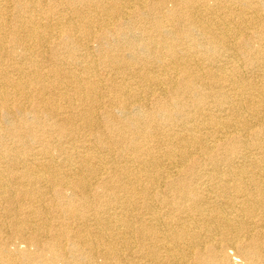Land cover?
Wrapping results in <instances>:
<instances>
[{
    "label": "bare ground",
    "instance_id": "obj_1",
    "mask_svg": "<svg viewBox=\"0 0 264 264\" xmlns=\"http://www.w3.org/2000/svg\"><path fill=\"white\" fill-rule=\"evenodd\" d=\"M0 264H264V0H0Z\"/></svg>",
    "mask_w": 264,
    "mask_h": 264
},
{
    "label": "rangeland",
    "instance_id": "obj_2",
    "mask_svg": "<svg viewBox=\"0 0 264 264\" xmlns=\"http://www.w3.org/2000/svg\"><path fill=\"white\" fill-rule=\"evenodd\" d=\"M96 49V48H95ZM117 115H119V113H117Z\"/></svg>",
    "mask_w": 264,
    "mask_h": 264
}]
</instances>
